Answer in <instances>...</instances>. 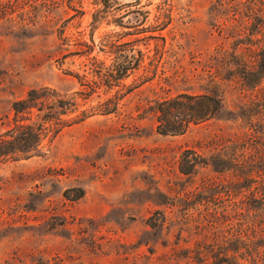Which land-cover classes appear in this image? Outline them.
Segmentation results:
<instances>
[{
	"label": "rangeland",
	"instance_id": "374dc122",
	"mask_svg": "<svg viewBox=\"0 0 264 264\" xmlns=\"http://www.w3.org/2000/svg\"><path fill=\"white\" fill-rule=\"evenodd\" d=\"M263 29L264 0H0V139L31 90L79 104L0 159V264H264ZM180 94L223 107L160 135Z\"/></svg>",
	"mask_w": 264,
	"mask_h": 264
},
{
	"label": "trees",
	"instance_id": "16d2710c",
	"mask_svg": "<svg viewBox=\"0 0 264 264\" xmlns=\"http://www.w3.org/2000/svg\"><path fill=\"white\" fill-rule=\"evenodd\" d=\"M261 32L264 33V29ZM95 61L96 66L91 68V76L95 81H102L104 78L121 81L128 76L130 70L140 68L141 53L131 57L128 63L121 59L111 73L105 71V74H102L100 61ZM96 83L97 86L100 85V82ZM222 107L220 98L211 95L180 94L166 99L159 102L155 108L157 131L163 136L183 135L192 126L215 118ZM78 108V99L75 97L62 96L49 88L42 91L31 90L26 99L13 105L14 127L0 139V159H30L41 156L45 148L44 141L49 134L55 131L53 135H56L63 128L65 123L62 117Z\"/></svg>",
	"mask_w": 264,
	"mask_h": 264
}]
</instances>
